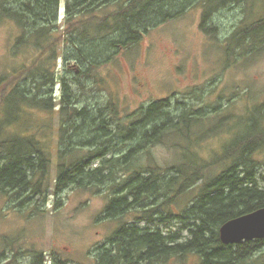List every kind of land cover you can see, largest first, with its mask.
I'll list each match as a JSON object with an SVG mask.
<instances>
[{
	"label": "rangeland",
	"instance_id": "374dc122",
	"mask_svg": "<svg viewBox=\"0 0 264 264\" xmlns=\"http://www.w3.org/2000/svg\"><path fill=\"white\" fill-rule=\"evenodd\" d=\"M185 6L189 8L182 15L152 29L137 46L100 68L99 74L106 79L104 88L89 82L80 91L84 98L92 97V101L98 99L100 103H106L113 95L120 109L127 113L142 104L147 106L165 98L170 102L167 109L171 116H181L186 108L195 110L189 137L168 134L160 143L141 152L137 163L159 166L164 178H169L172 176L167 171L169 167L190 162L196 155L201 162L209 163L205 178L184 194L155 199L152 206L150 199H146L147 209L145 204L133 208L129 205L122 215L108 217L106 207L120 196L118 189L131 171L118 169L117 180L82 187L70 184L59 191L56 188L59 165L84 158L89 146H81L78 140L70 144L62 142L57 109L48 112L28 106L22 115L10 112L0 90L2 138L31 134L42 141L50 159L43 177L39 173L34 178L42 180L41 191L37 187L24 190L20 183L16 191L8 187L5 193L0 190V264H32L39 253L44 264H203L202 256L195 251L168 256L156 252L150 258L147 250H138L132 245L126 246L127 259L131 258V262L123 258L114 260L113 256L120 254L122 246L110 241L113 237L117 239L122 227L134 225L140 230L147 227L146 231H158L165 239L172 238L169 245L186 241L189 232L184 228V210L198 200L204 181L224 173L233 163L235 156L222 159L249 131L244 125L246 119L253 122L264 116L261 114L264 113V44L252 46L248 54L228 46L230 36L240 25L264 16V0L222 7L207 23H203L204 8L200 2L187 1ZM65 18V0H61L58 22L63 23ZM18 33L14 21H0V77L21 63V57L12 55ZM71 68L77 72L73 62L66 65L63 59L59 60V79L53 89L57 103L62 94L61 78ZM259 123L263 126L264 118ZM132 146H136L135 141L121 146L123 151L117 156ZM70 147L73 153L67 150ZM253 154L257 161L255 179L264 187V148ZM90 160L92 168L100 165V160ZM151 208L156 209L152 216ZM186 222L192 221L186 219ZM237 248L238 244L233 246ZM108 249L111 250L107 259L104 252ZM235 264H264V244L245 262Z\"/></svg>",
	"mask_w": 264,
	"mask_h": 264
},
{
	"label": "trees",
	"instance_id": "16d2710c",
	"mask_svg": "<svg viewBox=\"0 0 264 264\" xmlns=\"http://www.w3.org/2000/svg\"><path fill=\"white\" fill-rule=\"evenodd\" d=\"M187 1L191 3V0H65L66 18L62 23L58 22L61 0H0V21L12 20L19 30L12 55L22 59L15 70H6L0 77V90L4 93L2 101L6 102L10 112L21 115L28 106L48 112L57 109L62 142L70 144L78 140L81 146H89L84 158L59 165L56 180L59 191L70 184L82 187L93 182L117 180L118 169L131 171L118 189L120 196L107 205L105 215L108 217H117L127 210L129 195H133L137 203L150 199L152 206L159 197L184 194L206 176L209 163L201 162L194 154V160L169 167L167 171L172 172L169 178H164V171L159 166L137 163L141 152L160 143L166 135L189 137L195 110L186 108L181 116H171L167 109L170 102L165 98L147 106L142 104L127 113L120 109L113 95L106 103H100L98 99L92 101V97L84 98L80 91L85 90L89 82L104 88L106 79L99 74L100 68L137 46L152 29L182 15L189 8L185 6ZM248 1L194 0V4L201 3L204 8L202 20L207 23L222 7ZM228 41L229 48L238 49L241 54L252 46L264 44V16L240 25ZM60 59L66 65L73 62L78 69L77 72H73V68L67 70L61 78L62 94L57 103L53 89L59 79ZM263 118L260 115L253 122L246 119L244 125L249 131L222 159L235 156L233 163L224 173L204 181L198 200L184 210V228L189 232L186 241L169 245L172 238L163 242L158 232L138 235L135 229L132 233L122 227L117 232V239L110 240L122 246L120 254L113 259L131 262V258L127 259L126 246L132 243L138 250L143 244L148 245L146 254L150 258L156 252L168 256L192 251L202 256L203 264H235L250 258L264 244V238L241 242L235 250L234 245L221 241L219 230L226 221L264 207V187L255 179L257 161L253 157L255 151L264 148V125L259 123ZM130 141H135L136 146L117 156L123 151L121 146ZM78 149L81 152V148ZM67 150L74 152L71 147ZM90 159L100 160V165L92 168ZM0 162L1 191L5 186L14 188L19 183L24 190L37 187L41 191L42 180L35 181L34 178L39 173L43 177L50 159L40 139L31 134L4 139L0 125ZM242 166L244 168L239 171ZM154 211L156 209L151 208V216ZM186 219L192 222L188 223ZM109 250L104 252L107 259ZM32 264H44L41 253Z\"/></svg>",
	"mask_w": 264,
	"mask_h": 264
},
{
	"label": "water",
	"instance_id": "95a60500",
	"mask_svg": "<svg viewBox=\"0 0 264 264\" xmlns=\"http://www.w3.org/2000/svg\"><path fill=\"white\" fill-rule=\"evenodd\" d=\"M224 244L236 245L246 240L264 238V207L226 221L220 227Z\"/></svg>",
	"mask_w": 264,
	"mask_h": 264
},
{
	"label": "flooded vegetation",
	"instance_id": "af4514ba",
	"mask_svg": "<svg viewBox=\"0 0 264 264\" xmlns=\"http://www.w3.org/2000/svg\"><path fill=\"white\" fill-rule=\"evenodd\" d=\"M18 185H16L14 188L13 187H10V186H8V189L9 188H11L12 190H17L18 188ZM6 189H7V187L5 186L4 187V189H3V191H4V193L5 192H7L6 191ZM132 196V199L129 201V198ZM128 207H127V209L130 207V206H132L131 208H133V207H136L137 205H141L142 207H143V205L145 204V206H144V208H146L147 209V207L149 206V205H146V204H148L147 202H146V200L144 199L142 202H136V200H135V198H134V196L133 195H129L128 196ZM130 205V206H129ZM132 229H135L136 231H137V234L138 235H145V234H147V233H149V232H158V231H146V229H147V227L146 228H142L141 230H140V227H138V226H129V227H127L126 228V230L128 231V232H131V230ZM135 230H132V233L135 231ZM141 231H143V232H141ZM145 231V232H144ZM159 233V232H158ZM160 235H161V238H162V241L163 242H165V238H164V236L161 234V233H159ZM175 245H177V244H175ZM132 246H133V243H132ZM134 247V246H133ZM142 248H143V250L145 249V250H148V245H146V244H143V246H142ZM145 253V252H144Z\"/></svg>",
	"mask_w": 264,
	"mask_h": 264
},
{
	"label": "bare ground",
	"instance_id": "6f19581e",
	"mask_svg": "<svg viewBox=\"0 0 264 264\" xmlns=\"http://www.w3.org/2000/svg\"><path fill=\"white\" fill-rule=\"evenodd\" d=\"M37 91V90H36Z\"/></svg>",
	"mask_w": 264,
	"mask_h": 264
}]
</instances>
